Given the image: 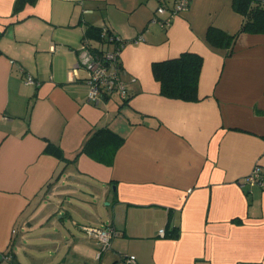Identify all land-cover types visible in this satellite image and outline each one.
Here are the masks:
<instances>
[{
    "label": "crops",
    "instance_id": "obj_1",
    "mask_svg": "<svg viewBox=\"0 0 264 264\" xmlns=\"http://www.w3.org/2000/svg\"><path fill=\"white\" fill-rule=\"evenodd\" d=\"M15 1L0 0V264H264V186L243 182L264 175V32L231 54L206 41L240 29L233 0H191L167 26L161 0ZM102 27L123 40L128 97L95 104L78 57ZM184 52L202 57L195 101L151 68ZM102 126L122 138L110 163L81 151ZM88 225L118 235L101 251Z\"/></svg>",
    "mask_w": 264,
    "mask_h": 264
},
{
    "label": "trees",
    "instance_id": "obj_2",
    "mask_svg": "<svg viewBox=\"0 0 264 264\" xmlns=\"http://www.w3.org/2000/svg\"><path fill=\"white\" fill-rule=\"evenodd\" d=\"M35 1L16 0L13 12ZM232 3L234 9L243 16L240 29L235 33L227 34L221 29L208 27L206 33V41L216 47H225L228 54L232 53L235 38L239 33L264 32V0H233ZM201 63L202 57L198 53L184 52L172 59L153 62L151 68L163 95L183 101H195L198 98L197 87ZM84 143L81 151L92 155L102 163H110L113 152L122 143V138L108 127L102 126L94 130ZM52 151L57 157H62V151L57 145L53 146Z\"/></svg>",
    "mask_w": 264,
    "mask_h": 264
},
{
    "label": "built area",
    "instance_id": "obj_3",
    "mask_svg": "<svg viewBox=\"0 0 264 264\" xmlns=\"http://www.w3.org/2000/svg\"><path fill=\"white\" fill-rule=\"evenodd\" d=\"M191 0H175V3L170 9L167 8L162 0L158 3L156 9L157 14L167 15L161 21L162 25H169L172 17L188 8ZM99 33V46L92 47L88 39L83 40L81 52L79 54L78 64L86 71L85 82L87 85L86 100L98 104L104 97L115 91L122 99L128 97L126 82L123 81L124 69L121 64L120 53L123 48V40L113 31L106 27H102ZM111 48H108V46ZM106 46V47H105ZM26 82L35 83L31 77H26ZM37 83V82H36ZM243 182L248 185L264 186V175H262L259 164L253 165L250 172L244 176ZM87 234L94 238L100 246L101 251L110 246L112 238L118 235V232L113 227L100 226H85L83 227ZM15 230V229H14ZM14 230H12L14 232ZM163 229L159 232L163 234ZM125 263L131 264L135 261V256L125 255L123 257Z\"/></svg>",
    "mask_w": 264,
    "mask_h": 264
},
{
    "label": "rangeland",
    "instance_id": "obj_4",
    "mask_svg": "<svg viewBox=\"0 0 264 264\" xmlns=\"http://www.w3.org/2000/svg\"><path fill=\"white\" fill-rule=\"evenodd\" d=\"M91 181V180H90ZM95 184H96V182H95ZM42 207H44L43 205H42ZM43 209V208H42ZM39 210V209H38ZM41 210H39V212H40ZM77 213L78 212H75V213H73V214H76V215H73V216H75V217H77L78 219H79V221H82V222H86V223H88L87 221V219H85L84 218V215L81 217V216H78L77 215ZM99 219V218H98ZM65 221V225L66 226H68L69 227V225H70V220L69 219H65L64 220ZM90 221L91 222H93V223H96L97 222V216H90ZM95 225V224H94ZM71 227V226H70ZM62 228V227H61ZM49 239H46V240H42V241H40L42 244H44V243H47V245H50V242L48 241ZM35 242H37V243H39L38 241H35ZM31 248V247H30ZM34 254V253H33ZM46 254V253H45ZM46 255H48V254H46ZM69 257H70V255H69ZM69 260H70V258H68ZM67 259V260H68ZM79 259L76 257V256H73L72 258H71V264H77ZM68 264H70V263H68Z\"/></svg>",
    "mask_w": 264,
    "mask_h": 264
}]
</instances>
